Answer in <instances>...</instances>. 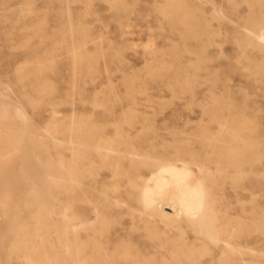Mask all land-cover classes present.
Returning <instances> with one entry per match:
<instances>
[{"label":"rangeland","instance_id":"1","mask_svg":"<svg viewBox=\"0 0 264 264\" xmlns=\"http://www.w3.org/2000/svg\"><path fill=\"white\" fill-rule=\"evenodd\" d=\"M89 2L0 0V119L11 118L26 129L17 153L5 161L8 170L0 169V264H29L15 246L10 220L33 232L36 218L52 211L70 213L71 208L88 220L96 218L99 190L88 188L83 199L81 191L73 198L66 187L37 184L50 180L49 174L61 175L59 162L69 158L66 129L73 121H89L110 137L134 117L139 127L145 120L156 127L212 130L227 120L248 123V144L255 150L246 165V220L251 226L264 222V50L248 47L243 30L254 13L264 16V1L250 6L246 0H188L202 26L189 29L161 10L168 0H125L123 11L109 10L105 0ZM216 8L225 18L216 16ZM207 21L210 29L203 27ZM166 212L172 215V208ZM55 214L51 218L60 220ZM116 219V240L158 264L171 260L141 231L128 233L129 216ZM63 227L51 228L49 239L56 245V231ZM166 229L177 236L174 227L159 224V230ZM185 236L195 242L190 230ZM248 244L253 254L264 252L263 237H251ZM256 260L264 262V255Z\"/></svg>","mask_w":264,"mask_h":264},{"label":"bare ground","instance_id":"2","mask_svg":"<svg viewBox=\"0 0 264 264\" xmlns=\"http://www.w3.org/2000/svg\"><path fill=\"white\" fill-rule=\"evenodd\" d=\"M105 1L110 4L109 10L127 8L125 0ZM252 1L246 0L249 4ZM255 1L260 4L264 0ZM28 8L31 9L30 5ZM161 10L167 17L177 18L184 29L202 27L188 0H168ZM214 13L225 18L221 9L216 8ZM205 23L203 27L210 29V22ZM243 30L248 47L264 50V16L254 13ZM72 53L76 59L81 57L76 49ZM147 122L139 127L135 117L124 120L115 127L114 137L89 121L70 123L66 129L69 158L66 163L59 162L61 175L49 174L50 180L37 184L66 187L73 198L80 196L81 191L83 199L87 198L88 188L99 190L94 207L96 218L88 220L69 208L70 213L55 211L61 219L54 220L52 211L46 217L36 218L33 232L23 230L25 223L10 220L8 224L17 236L15 246L23 249L29 264H158L139 251L134 252L129 242L112 237L120 232L114 228L117 216L121 221L129 216V234L141 231L156 244V249L168 251L171 260L164 258L160 264H203L204 260L206 264H264L255 261L264 252L253 254L248 244L251 237L264 240V222L251 226L246 220V165L249 152L255 150L248 144L246 133L251 130L248 123L227 120L212 130L156 127ZM0 125V169L6 171L5 161L17 153L16 144L26 129L11 118L0 119ZM232 196L236 198L235 204ZM233 205L237 207L236 216L232 213ZM169 208L172 215L166 212ZM59 223L64 229L56 231L59 236L56 245L49 238L51 228ZM160 223L174 227L177 236H170L167 229L159 230ZM45 226L47 229L43 230ZM189 230L195 237L192 244L185 236ZM61 236L66 237L65 241ZM200 241L202 244L197 245Z\"/></svg>","mask_w":264,"mask_h":264}]
</instances>
